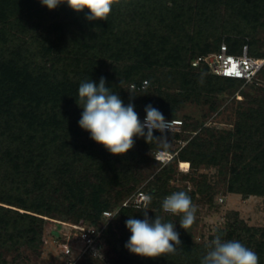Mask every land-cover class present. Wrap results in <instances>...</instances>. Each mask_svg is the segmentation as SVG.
Wrapping results in <instances>:
<instances>
[{"label": "trees", "instance_id": "trees-1", "mask_svg": "<svg viewBox=\"0 0 264 264\" xmlns=\"http://www.w3.org/2000/svg\"><path fill=\"white\" fill-rule=\"evenodd\" d=\"M86 15L67 4L49 10L39 0H0V264L25 260L46 218L106 225L104 256L80 264H106L110 253L113 264H201L209 243L196 242V222L186 232L179 216L163 212L162 201L184 191L193 204L208 196L212 204L207 175L191 172L201 167L218 168L228 193L264 197V87L194 62L223 43L234 54L248 45L251 56L264 58V0H123L106 21ZM101 77L125 106L134 104L141 122L149 104L165 119L178 120L188 103L204 101L214 109L217 98L245 85L255 95L242 91L233 129L193 135L181 120L182 130L153 131L157 139L137 137L125 155H112L78 124V87L87 80L98 85ZM180 142L185 144L172 147ZM159 151L175 156L162 164L154 157ZM182 162L190 163L184 180L191 189L173 185ZM153 164L158 171L147 179L142 170ZM140 191L151 196L149 209L124 207L112 220L104 216ZM143 211L175 223L182 242L175 254L148 259L125 248L131 235L125 222L143 219ZM217 231L254 250L264 264V228L235 219Z\"/></svg>", "mask_w": 264, "mask_h": 264}, {"label": "clouds", "instance_id": "clouds-1", "mask_svg": "<svg viewBox=\"0 0 264 264\" xmlns=\"http://www.w3.org/2000/svg\"><path fill=\"white\" fill-rule=\"evenodd\" d=\"M49 10L60 4L76 13L87 10L88 21H106L114 5L123 0H39ZM106 86L101 77L97 85L92 80L83 81L78 87V106L82 108L79 127L90 134V138L103 146L112 155H125L135 145L137 137H143L147 143L157 139L153 131L162 134L170 129L172 123L166 121L163 114L151 104L145 106V119L141 122L135 106L131 102L125 106L118 94ZM130 97H134L130 91ZM77 102V101H76ZM147 130V131H145ZM162 136L159 139H163ZM151 196L146 195L143 207L146 209ZM165 213L179 216V224L186 232L196 220L197 208L191 197L184 191L173 192L162 201ZM143 219L129 217L125 226L131 235L125 248L134 255L156 259L175 254L181 245L180 235L175 230V223L164 222L159 216L151 219L148 211H143ZM112 219V218H109ZM208 251L201 259V264H259L257 253L236 240H224L214 230L213 238L207 245Z\"/></svg>", "mask_w": 264, "mask_h": 264}, {"label": "rangeland", "instance_id": "rangeland-1", "mask_svg": "<svg viewBox=\"0 0 264 264\" xmlns=\"http://www.w3.org/2000/svg\"><path fill=\"white\" fill-rule=\"evenodd\" d=\"M259 40L264 41V31L259 35ZM253 82L258 86L264 87V76H258ZM242 91L245 93L255 95L254 89L251 86L245 85L239 91L228 96L217 98L215 100L214 109L210 103L193 102L188 103L179 113L178 120L188 122L190 125V132L188 134L195 135L203 132L205 128H214L219 130H230L237 120V112L241 108L244 101ZM183 125L174 132L182 130ZM192 136V135H191ZM185 143L180 142L173 144V148H179ZM190 163L182 162L179 164L180 173L176 176L173 183L174 186L183 188H193L191 182L184 180L185 174L191 171ZM146 178L158 171L156 164H153L151 169L145 168L142 170ZM198 174H206L208 177V184L213 188V203L208 202V197H200L194 203L197 208L196 224L194 226L193 234L194 240L198 243H209L213 238L214 230H220L227 227L229 223H233L235 219L243 220L248 226L256 228H264V197L251 196L244 198L242 195L231 194L227 192L228 183L225 176L219 173L216 167H201ZM195 174H192L195 176ZM196 174V176H198ZM228 178V176H227ZM144 183L142 186H145ZM43 234L40 240L36 243L32 251H28L26 259L21 260L17 264H57L56 259L52 253V236L54 232L59 231L62 238L70 234V230L66 227L69 222H63L56 219L46 218ZM59 224L62 228H58ZM48 241L47 243L45 241ZM104 256V255H103ZM109 259H106V264H113L114 255L110 253ZM111 259V260H110ZM113 259V260H112Z\"/></svg>", "mask_w": 264, "mask_h": 264}, {"label": "built area", "instance_id": "built-area-1", "mask_svg": "<svg viewBox=\"0 0 264 264\" xmlns=\"http://www.w3.org/2000/svg\"><path fill=\"white\" fill-rule=\"evenodd\" d=\"M200 62H206L212 73L226 78L239 79L245 83H251L255 80L259 72L264 68V58L253 57L249 54V46L243 47L242 53L234 54L229 51L227 44L221 45L220 51L213 53L207 57H200L194 62L197 66ZM147 82H145V85ZM134 87V86H132ZM171 122L170 129L166 131H176L183 123L181 120H167ZM175 154L159 151L154 157L162 164H167L174 158ZM145 192H137L135 195L126 199L122 205L115 211H105L104 216L114 218L121 208L133 207L136 209H145L143 201ZM149 196V195H148ZM151 202L147 205L149 209ZM109 219V220H112ZM70 234L65 238H52V253L57 264H80L92 257L102 258L104 249L103 235L105 226L96 227L89 224H67ZM61 234V233H60ZM48 242L47 240L45 241Z\"/></svg>", "mask_w": 264, "mask_h": 264}]
</instances>
